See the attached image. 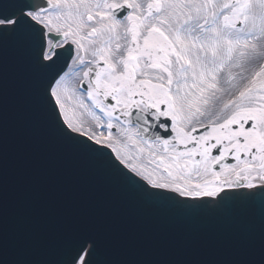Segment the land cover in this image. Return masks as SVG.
I'll return each instance as SVG.
<instances>
[{"label":"snow or ice","instance_id":"1","mask_svg":"<svg viewBox=\"0 0 264 264\" xmlns=\"http://www.w3.org/2000/svg\"><path fill=\"white\" fill-rule=\"evenodd\" d=\"M54 143L219 259L129 258L94 217L17 229L10 139ZM0 264H264V0H0Z\"/></svg>","mask_w":264,"mask_h":264},{"label":"water","instance_id":"2","mask_svg":"<svg viewBox=\"0 0 264 264\" xmlns=\"http://www.w3.org/2000/svg\"><path fill=\"white\" fill-rule=\"evenodd\" d=\"M10 139V218L17 229L36 222L41 209L94 217L129 258L219 259L229 252L226 226L210 220L181 224L155 215L114 180L54 143L29 139L16 120Z\"/></svg>","mask_w":264,"mask_h":264}]
</instances>
